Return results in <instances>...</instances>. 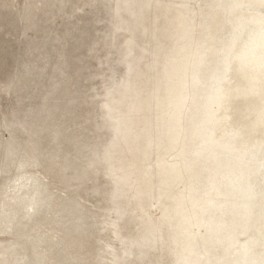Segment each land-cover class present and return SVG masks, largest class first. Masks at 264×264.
I'll return each mask as SVG.
<instances>
[{"label":"rangeland","instance_id":"obj_1","mask_svg":"<svg viewBox=\"0 0 264 264\" xmlns=\"http://www.w3.org/2000/svg\"><path fill=\"white\" fill-rule=\"evenodd\" d=\"M166 2L170 30L180 16L208 26L210 68L229 29L223 0ZM156 9L154 0H0V264H182L180 207L158 190L160 60L175 35L155 57ZM147 100L149 140L132 164L146 163L155 187L138 200L125 175L128 138ZM240 103L230 122L244 130L252 117ZM179 154L165 158L179 163ZM198 172L184 181L200 185ZM147 205L154 220L163 207L174 219L170 238L150 223ZM208 224L192 229L220 247Z\"/></svg>","mask_w":264,"mask_h":264},{"label":"bare ground","instance_id":"obj_2","mask_svg":"<svg viewBox=\"0 0 264 264\" xmlns=\"http://www.w3.org/2000/svg\"><path fill=\"white\" fill-rule=\"evenodd\" d=\"M154 1L157 3L154 43L158 47L155 57L162 52V41L168 33L172 30L175 35L168 41L170 50L160 60L164 63L158 92L163 98L158 100L164 124L154 144L159 155L156 167L162 171L157 177L161 183L159 193L170 195L180 207L176 218L184 228L178 231L182 238L178 248L180 261L182 264H264V236L260 226L264 223V0H223L229 29L228 33L219 35L214 50L217 59L210 68L208 26L204 23L194 26L188 18L180 16L174 18L170 30L166 0ZM187 1L180 0V7L184 8ZM157 63L150 69L157 68ZM151 89L152 85L149 92ZM238 100L244 114L252 117L244 130L232 127L230 122L231 108ZM149 108L147 100L143 112L140 110V116L134 118L128 138L130 168L133 167L125 175L132 186H137L138 200L147 199L155 187L146 163L132 164L146 146ZM251 134L255 137H250ZM178 152L179 163L165 158ZM196 165L198 176L202 177L200 185L195 178L184 181ZM157 201L158 198L154 203L158 204ZM148 205L144 212L150 223L162 227L165 240L170 238L176 229L174 219L163 207L154 220ZM213 213H217V221L210 218ZM205 222L210 223L209 235H214L220 247L205 243L198 229H192L194 225L204 227Z\"/></svg>","mask_w":264,"mask_h":264}]
</instances>
